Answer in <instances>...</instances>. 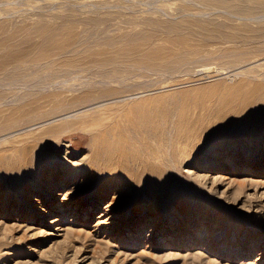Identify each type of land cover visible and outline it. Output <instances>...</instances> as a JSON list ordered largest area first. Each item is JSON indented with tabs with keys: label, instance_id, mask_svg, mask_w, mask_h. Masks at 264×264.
<instances>
[{
	"label": "rangeland",
	"instance_id": "374dc122",
	"mask_svg": "<svg viewBox=\"0 0 264 264\" xmlns=\"http://www.w3.org/2000/svg\"><path fill=\"white\" fill-rule=\"evenodd\" d=\"M222 2L0 0L2 24L6 20L7 25L13 21L15 25L30 24L29 21L33 23L40 17L50 19L59 14L108 15L118 25H123L125 19V25L131 24L136 30L141 27L163 35L161 27L157 29L153 23L177 21L182 23L181 29L190 37L189 41L192 39L196 41L193 44L202 46L187 65L182 63L184 67L172 74H149L128 81L135 88L140 85L132 95L138 101L160 97L164 102L173 103L178 99L174 102L176 116L184 112L185 119L190 117L184 121L193 122L198 130L201 128L197 135L198 149L190 150L192 154L189 152L186 161L171 167L172 170L163 162L165 186L164 178L158 184L136 178L133 185L132 178L126 182L127 178H114L113 173L100 177L102 172L96 163L94 166L86 162L91 160L87 146L90 135L83 130L48 138V144L40 148L43 159L39 156L41 162L34 164L37 168L23 160L28 169L33 167L29 176L26 165L17 166L26 182L18 176L17 168L13 170V165L12 170H6L11 152L0 151L3 166L0 164L3 168L0 175L2 171L4 174L0 184L4 182L3 186L9 184L6 187L10 188L0 185L4 195L0 194V264H264V9L254 10L255 17L245 20L237 16L235 7L227 6L225 0L226 4ZM250 80L262 89L251 95L243 108L242 86ZM183 91H192L189 93L192 95L185 92L181 97ZM184 97L187 98L184 100ZM257 97H262L260 102ZM217 109H226L222 117L216 116ZM256 109H262L263 113H256ZM197 114L202 116L199 118ZM257 114L258 119L254 118ZM49 154L56 158L53 160ZM57 157L66 158L57 161ZM12 171L16 177L10 175ZM9 176L23 184H17L19 188L15 186V189L16 183ZM109 177L113 179L110 181Z\"/></svg>",
	"mask_w": 264,
	"mask_h": 264
},
{
	"label": "bare ground",
	"instance_id": "6f19581e",
	"mask_svg": "<svg viewBox=\"0 0 264 264\" xmlns=\"http://www.w3.org/2000/svg\"><path fill=\"white\" fill-rule=\"evenodd\" d=\"M226 1L229 4L227 6L235 7L237 16L245 20L255 17L253 14L254 10L264 9V0ZM222 3H224V0ZM74 11L77 13L76 10ZM68 13H72V10ZM74 14L65 16H63L64 14H59V17L52 15L53 18L51 16L50 19H44L42 17L38 19L37 16L35 18L38 19L37 21L33 23L29 21L30 24H26L24 23L27 22L25 19L26 21L24 20V22L21 20L24 24H20V22L18 23L19 25L13 23L16 21L12 22L11 20V23L8 20L11 25L13 24L12 26L10 24V26L7 25V20L5 21L6 24H2V20H0V145L5 144L1 145L2 147L0 146V151L9 150L12 154L5 168L6 170L7 168L8 170H12L14 166L13 170L17 168L19 174V167L17 166L20 163H22L21 168L26 165L25 163L23 165V160L26 163L29 162L28 164H31V166H35L34 164L39 165V156L42 158V149L40 148L44 147L43 144H48L46 142L48 138L58 137L65 132L83 130L90 135V144L87 146L88 151L91 153V155H88L91 156V160L89 161L87 158L86 160L88 161H85L87 163H96V167L102 172L100 177L113 173L114 178H118L119 176L125 179L127 178L125 180L126 182L132 178V182L134 181L133 185H135V180L133 179L136 178H145L150 183L155 184L158 180L164 178L163 168L165 164L163 162L166 163V167L168 166L172 170L171 167L174 168V166L188 159L190 150H193L194 147L196 148L200 143L198 142L197 135L201 128L199 130L196 129L195 124L192 122L193 125L188 121L190 117L189 119L186 117L188 120L184 121L186 120L183 115L184 112L182 113L184 119L181 116V112L180 116L179 114L176 116L174 102L178 101V99L173 101V103L170 101L164 102L165 100L163 101L160 97H147L145 101H138L139 98L132 97V95L137 93L135 90L138 87L140 88V85L135 88L133 86L134 83L131 84L132 82L130 83L128 81H133L135 78L145 77L149 74H163V76L165 73L168 74L171 72L170 74H172V72L177 71L176 69H179L186 63L188 64L192 60V56L200 52L199 48L202 50V46L198 47L200 44H193L196 41L192 42V39L189 41L190 37L185 35L181 29V22H156L153 19L155 21L153 24L156 25V28L159 29L161 27L163 30L161 31L163 33L165 32L163 35H157V31H155V34L153 33L154 31H146L141 29V27L136 30L131 27V24L125 25V19L123 20V25H118L116 24L117 20L113 23L112 20L115 19L110 20L108 17L111 16L108 15L107 17L101 15L84 17ZM39 16L41 15L39 14ZM130 20L132 21L133 19ZM130 20L128 23L131 22ZM146 25L148 27L149 24L145 23L144 26ZM206 33H210V31L206 30ZM199 43H202V41ZM252 82L253 80H250L246 84L244 82V86H242L243 108L250 96L259 93L262 89L259 84H253ZM210 88L212 89L213 87ZM201 90L203 91V89ZM205 90L207 92L210 91L206 87ZM185 92L188 95L190 93L188 91ZM185 92L184 94L181 93V97L185 95ZM136 98H138L137 101H131ZM186 98L184 97V100ZM261 98L259 99L261 100ZM197 99L199 98L197 97ZM187 100L191 101L190 97ZM186 101H184L183 105H185ZM227 107L229 106L227 105ZM180 108L182 109V107ZM195 109H197L196 111L199 110L197 107ZM226 109H217L218 113L216 116L222 117ZM196 111L195 114L197 113ZM234 111L236 112V110ZM263 111L262 109L260 111L256 109V113H263ZM185 112L187 114V111ZM201 112L199 111L198 113ZM213 114L216 117L215 113ZM261 116L263 115L261 114ZM236 117L238 118V116ZM212 120L214 122V119ZM208 121L210 122L211 120L209 119ZM215 124L214 122L213 125ZM101 155L104 156L101 157ZM54 156L52 155L51 158ZM14 158H17V160ZM19 158H21V161ZM65 158H62V160ZM46 160H48V156ZM58 160L60 159L57 157ZM96 160H99V162ZM75 162L79 163L77 161ZM8 165L13 166L10 168ZM84 165L89 164L84 162ZM21 168L20 170L24 171ZM32 168H27L29 170L27 172L29 176H31L29 173ZM0 169L3 168L0 167ZM15 174V172L13 174L10 173L12 177ZM18 176L20 177L21 175L19 174ZM97 177L99 178V174ZM9 178L11 179L10 176ZM20 179L23 182L27 180L23 179L22 176ZM153 179L157 180L153 181ZM11 180L13 183V178ZM166 180L164 178V184L161 182L163 186H165ZM8 181L7 183H10V180ZM16 181L17 183L14 182L16 183L14 187L17 186L19 179ZM23 182H19V184L22 185ZM1 184L3 186L4 182ZM8 185L6 186L8 187ZM6 186H3V188H7ZM166 186H169L168 183ZM17 188L19 187L17 186ZM7 189L9 190L10 188ZM174 190L175 187L172 191L173 193H175ZM150 191L153 192L152 190ZM136 196L139 195L136 194Z\"/></svg>",
	"mask_w": 264,
	"mask_h": 264
}]
</instances>
